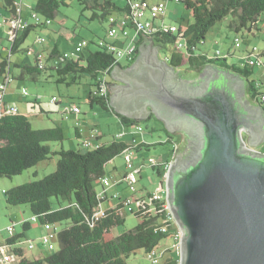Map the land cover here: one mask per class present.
Masks as SVG:
<instances>
[{"label": "trees", "instance_id": "obj_1", "mask_svg": "<svg viewBox=\"0 0 264 264\" xmlns=\"http://www.w3.org/2000/svg\"><path fill=\"white\" fill-rule=\"evenodd\" d=\"M79 1L86 4L84 9L91 11L88 20H105L113 11L120 12L121 17L131 15V0H125L122 6L114 0ZM14 2L15 0H3V7L9 14L13 12ZM63 4L62 0H35L32 10L41 17L52 20L56 18L57 10ZM183 5L185 9L190 10L193 23L187 26L176 24L178 32L174 34L157 29L147 39L148 42H152L158 49H165L164 60L176 71L181 72L183 69L184 74L187 70L193 72L194 75L188 76V79H195L208 65L240 75L246 82V98L250 102L260 103V97L264 93L259 91L257 82L249 80L253 67L247 64L248 51L246 64H228L226 58H219L215 53L206 52L200 49V45L205 44L208 31L228 16H231L229 29L234 32L257 31L261 18L264 17V0H183ZM116 21H110L109 28ZM161 23H164V18L154 22L157 26ZM39 26L24 27L18 33L10 50L5 51L6 55L0 51L1 77L10 75L11 55L19 51L28 33ZM178 40H181L182 48L178 47ZM140 42L141 39L137 45ZM27 49H24L25 55ZM233 54L234 52H227L229 56ZM57 55L59 53L51 54L50 60ZM137 55L138 50L135 58ZM262 55L260 57L264 58ZM134 60L127 66H130ZM34 62L33 65L22 66L24 75L33 78L48 67L56 74L58 83L69 85L76 82L77 77L89 76L93 82L90 85L92 88L100 81L109 85L105 77L111 74L115 66L120 65L111 53L93 42H90L89 47L83 50L77 60L70 58L56 69L45 62L43 69H40L36 58ZM69 75H72V80L67 82L66 77ZM86 101L90 106L96 104L101 110L112 113L127 127L140 124V121L114 112L110 105L109 89L105 97H92L91 90L88 91ZM150 118L153 117L147 119ZM163 130L167 133L166 142L179 148V143L173 140L165 128ZM64 140L65 134L61 127L34 129L29 119L19 112L16 115H5L0 118V178L19 175L40 162L53 156L57 157L55 170L52 173L39 180L6 190L5 203L9 206L27 205L41 225L61 223L65 225L60 231H56L57 250L34 259H29L25 250L19 246L24 233L14 234L0 241L7 245L19 246L13 250V253L20 257L15 264H126L128 256L138 250H142L147 256L154 248L162 247L161 241L170 237L171 228L175 226L174 223L165 221L167 209L164 200L145 203L137 212L132 213L138 219V223L132 229L116 236L112 235V231L124 222L121 204L106 208L104 216L98 220L92 218L95 209L104 202L98 198L94 183L106 176L105 166L128 149L139 151L144 143L127 144L113 138L111 141L101 143V146L94 150L82 149L81 142L77 150H65L62 146ZM49 142L60 143V147L51 148ZM151 169L160 178L162 171L157 167ZM141 192L147 193V198L151 194L144 188ZM109 196L107 193V199ZM164 225L165 231L162 230ZM22 228L23 231L29 229L30 223L23 222ZM170 251L167 249L161 264H179V253L167 256Z\"/></svg>", "mask_w": 264, "mask_h": 264}, {"label": "water", "instance_id": "obj_2", "mask_svg": "<svg viewBox=\"0 0 264 264\" xmlns=\"http://www.w3.org/2000/svg\"><path fill=\"white\" fill-rule=\"evenodd\" d=\"M158 52L144 41L130 66L113 68L121 86L110 87V105L117 115L152 114L168 133L188 135L165 185L182 233L179 264H264L262 106L246 99L240 75L208 65L185 80Z\"/></svg>", "mask_w": 264, "mask_h": 264}, {"label": "rangeland", "instance_id": "obj_3", "mask_svg": "<svg viewBox=\"0 0 264 264\" xmlns=\"http://www.w3.org/2000/svg\"><path fill=\"white\" fill-rule=\"evenodd\" d=\"M63 5H60L57 14L56 21L51 20V24L48 25L45 29L41 27H36L32 29L23 43L20 45L19 51L12 54L10 57V76L13 78L11 82L7 84L5 99L6 102L12 104L11 102L17 104L20 110L24 109L27 105L24 102L25 100L36 99L38 97V103L34 106L32 113L39 114V106H41L47 113L39 114L41 120L35 118H29V121L34 129L39 128H50L54 126V122H60V118L63 117L62 127L64 128L65 140L62 142V146L65 150H77L78 140L73 136V125L79 123L81 116L87 114L88 118H95L92 116L91 106L87 103L86 99L88 96V91L92 88L89 83V76H83L81 79L77 80L72 84L66 85L65 83L56 82V74L51 70L42 71L38 77H41L42 82H37L31 80L30 75H25L24 80H20L15 76H18L19 70L13 66L14 62H17L24 58V49L33 48L34 54L40 55L44 60L43 48H47L52 45L51 38H59V43L63 46L66 45V48L69 49V45L66 44L64 37H59L56 35V31L61 30L64 33L72 32L75 34L73 40L77 42L80 39H85L87 41L96 43L100 39L109 40L106 36L107 30L109 28V22L116 17L121 18L122 14L117 11H113L110 15L107 16L105 20H88L91 15L89 9H84V3H80L79 0H62ZM118 5L122 6L125 4V0H114ZM148 3L153 4L161 2L165 4V16L164 24L166 26L171 24H181L187 26L188 24L193 23V18L191 16L190 10L184 8L183 0L180 2H175L174 0H146ZM35 0H24L23 4L26 8L23 9L24 19L30 25H34L33 21L30 18V8L33 7ZM28 5V7H27ZM9 16V12L6 8L3 7V0H0V20L4 17ZM231 16L226 17L225 19L217 22L207 33L205 44L200 45V49H206L207 52L215 53L217 50L219 52V58H226L228 64H246V52L252 51L255 49L256 52L262 54L264 57V21L260 22L259 26L262 28V32L253 31L252 34L246 31L234 32L229 29V23ZM60 21L64 22L61 23ZM157 21V20H156ZM154 21V22H156ZM130 38L126 39L124 46L118 45L123 48L131 43V39L134 37V30L130 28L128 30ZM5 33L0 31V38H4ZM43 39V43L36 42L37 38ZM239 38L240 47L234 51L233 56L227 55V52L231 49L233 45L234 38ZM118 38L121 40L124 39V34L119 30ZM6 47V42H4ZM93 47V46H91ZM74 48V47H72ZM71 48V50H72ZM164 48L159 49L158 58L164 60ZM73 51V50H72ZM72 51H67L72 53ZM5 52V51H4ZM6 55V53H4ZM244 58H241L243 57ZM255 59L254 57H252ZM32 59V58H31ZM264 61V58H262ZM120 66H127L125 59L119 61ZM188 71V70H187ZM184 70H181V75L183 79H188V76H193L194 73L190 72L187 75L183 73ZM50 75L49 77H46ZM46 77V78H45ZM249 80H253L258 83V89L260 92L264 93V65L262 67H254L253 73L250 76ZM105 81L108 84H112V79L109 76L105 77ZM2 82V77L0 76V83ZM23 87L26 89L28 96L23 98L20 95V88ZM111 93V91H110ZM112 95V94H111ZM56 97L60 103L52 104L50 99ZM76 104L80 107L81 112L78 116L70 115L66 110L70 107V104ZM264 105V103H263ZM93 108L99 113H103V110L96 104L93 105ZM104 115V114H102ZM79 119V120H78ZM101 121V131L105 133L102 137L103 140H112L113 136L117 133L118 128L115 126L112 118H108L104 115V118H99ZM78 120V121H77ZM85 130L88 129L84 125ZM140 126L142 131H136L130 128H126L129 132H132L133 138L135 140L134 145L137 143H144V146L139 150L135 151L130 149V159L133 163L134 168L141 167V164L147 163V159L154 158L157 162H161L164 159L170 160L172 157L171 143L166 142L168 140L167 133L163 130L164 124L159 122L154 118L145 119L140 121ZM97 128V127H96ZM98 129V128H97ZM87 133V134H86ZM176 133V134H175ZM170 133L173 140H176L179 143V150L183 151L186 146V140L183 135L178 134V132ZM86 134V135H85ZM87 137L88 131L84 133ZM124 139V138H120ZM182 143V144H181ZM60 143L49 142L48 145L51 148L58 149ZM257 151L264 153V144H260L257 148ZM57 157H51L48 160L40 162L36 166L29 168L23 171L19 175L12 176L10 178L1 177L0 178V241H4L10 237V234L7 232L8 226L14 227L15 234L24 233V237L21 238L19 246L23 248L26 252V256L29 259L37 258L41 255L49 254L57 250L56 239L52 240L54 247L52 250H47L46 247H43L40 244V236L43 234L42 225L39 223L36 217H34L27 205L19 206H9L5 203V194L4 192L12 187L39 180L44 176L52 173L55 170ZM143 172L140 179L134 185V188L137 191V194H140L141 190L144 188L149 192L163 193V188L160 184V178L156 172L151 169L149 166H144L142 168ZM106 176L108 178L109 187L107 188L108 195H111L112 192H116L120 195L121 198L129 197L132 192L130 188L126 185L125 182H122L118 185H113L112 183L117 180H122L124 174L128 172L126 169L125 155L121 154L116 156L111 162L105 166ZM138 179V176H137ZM164 187V186H163ZM94 188L98 194L102 191L103 187L99 181L94 183ZM106 203V202H105ZM102 203V208L105 209L107 203ZM124 222L119 225L112 231V235L116 236L122 232L132 229L137 223L138 219L134 217L133 214L123 213ZM29 222L30 228L23 231L22 223ZM56 231H60L65 225L64 223L53 225ZM176 229L175 226H172L171 231ZM32 242L34 248L32 250H27L28 243ZM162 247L169 249V255L178 254L180 251L177 250L176 243L172 238H167L161 241L160 244ZM163 259L160 260L161 264ZM126 264H151L148 260L146 254L142 250H138L128 256L126 259Z\"/></svg>", "mask_w": 264, "mask_h": 264}, {"label": "built area", "instance_id": "obj_4", "mask_svg": "<svg viewBox=\"0 0 264 264\" xmlns=\"http://www.w3.org/2000/svg\"><path fill=\"white\" fill-rule=\"evenodd\" d=\"M24 0H15L14 2V8L13 12L9 14L6 18H2L0 20V31L5 33L4 38H0V51H7L10 50L12 43L17 38L18 33L21 32L24 27L30 25L26 19H24L23 16V9L26 8L23 4ZM175 2H180L181 0H174ZM28 7V5H27ZM30 8V18L33 21L34 25H40V26H48L51 24V19H46L41 17L39 14L34 12L32 10V7ZM130 8H131V15L121 17L118 19L113 26L108 28L106 36L109 38V40L106 39H100L96 42V45L104 50H106L108 53H111L117 63L121 59H125L127 64L130 63L135 59V56L137 54V44L140 39H149L150 35L154 33L157 29H160L164 32L168 33H177L178 32V26L176 24H171L166 26L164 23H161L160 25H155L154 20H159L164 18L165 16V4L161 2L150 4L146 0H131L130 2ZM127 27H131L135 34L134 37L131 39V43L123 48L119 47L116 44V39L118 38V32L123 31ZM4 42H6V47L4 46ZM36 42L43 43V39L37 38ZM90 42L85 39H80L79 42L74 45L73 52L72 53H61L57 55L55 58L51 61V66L53 68H58L60 65L67 62L68 59L73 58L74 60H77L80 56V54L83 52V50L87 47H89ZM177 45L179 48L183 47V44L181 40L177 41ZM240 47V41L239 38L235 37L233 40V45L229 52L233 53L236 51L237 48ZM249 56L247 58V64L251 67H262L264 61L261 59V54L256 52L255 49H252V51L248 52ZM215 54L218 56L219 52L218 50L215 52ZM26 55L28 57L33 55V49L28 48ZM254 57L255 59H253ZM38 67L40 69H43L44 62L41 57H36ZM12 77L9 74H6L2 77V82L0 83V118H2L5 115H16L19 111L16 106L10 105L9 103L4 101V95L6 93V87L9 82L12 81ZM108 93V85L100 81L98 82V85L96 87L91 88V95L92 97H105ZM21 96L23 98H26L28 96V93L26 89L22 88L20 92ZM38 101V97L35 99ZM260 105L262 106L263 113H264V95L260 97ZM50 102L52 104L60 103V101L56 97H52L50 99ZM66 112L73 116H78L81 113V109L78 105L72 103L70 104V107L66 110ZM128 128L136 131H142V127L140 124L138 125H131L128 126ZM131 132V133H132ZM125 135V133H118L113 136L114 139L119 140ZM100 132L97 130L96 127L92 128L90 131V134L88 137L81 140V148L86 150H94L101 146V140H100ZM133 142V141H132ZM264 144V141L262 142ZM257 150V149H256ZM179 148L176 145L172 146V157L170 160H162L161 162H157L156 159L150 158L147 159V163L141 164V167L134 168L133 163L130 159V149L125 151L123 154L125 155V161H126V169H128V172L124 174V177L122 180L114 181L113 185H118L122 182H125L126 185L130 188L132 194L129 197L121 198L120 195L116 192H113L109 199L115 203V205L121 204L123 206V212L126 213H135L138 211L139 208H142L143 205L147 202H166V181L168 177V170L172 164V162L175 159V155L178 153ZM144 166H149L150 168L157 167L162 171V175L160 176V184L163 188V193H157V192H151L149 198H147V193L140 192V194H137L136 189L134 188V185L137 183L138 178L141 177V174L143 172L142 168ZM103 189L98 194V198L100 201H105L107 199V188L110 186L108 183L107 177H102L98 180ZM164 186V187H163ZM115 205L113 207H115ZM166 222L174 223L176 229L170 233V238H172L175 243L177 250L180 248V241H181V235L180 229L176 225L173 215L168 209V205L166 202ZM105 209L102 208L101 205L97 207L92 215L93 220H98L102 216H104ZM166 226L164 225L162 230L165 231ZM7 232L10 234V236L14 235V227L8 226ZM43 234L40 236V244L43 247H46L47 250H52L54 247V244L52 243V240L56 237V230L54 229V226L51 224H45L42 225ZM15 247H19L18 245H7L4 242L0 243V264H15L20 257L15 255L13 253V250ZM27 250H32L34 248V245L32 242L28 243ZM167 249L163 247H157L154 248L150 253L147 254L148 260H150L151 264H159L160 260L163 259V257L166 254Z\"/></svg>", "mask_w": 264, "mask_h": 264}, {"label": "crops", "instance_id": "obj_5", "mask_svg": "<svg viewBox=\"0 0 264 264\" xmlns=\"http://www.w3.org/2000/svg\"><path fill=\"white\" fill-rule=\"evenodd\" d=\"M118 18L119 17H116L115 19H113V20H111V21H116V20H118ZM53 20H55L54 21V24H56L57 23V21H56V18H54ZM262 21H264V17H262L261 18V22ZM61 23H64V22H62V21H60ZM47 27V26H46ZM46 27H42L41 26V29H45ZM128 30H130V29H124L122 32H123V34H124V39H122L121 40V38L119 39V38H117L116 39V42H117V44L118 45H121V46H124L123 44L125 43V41H126V39H129L130 38V35H129V32H128ZM232 30V29H231ZM258 32H262V28H261V26H258V30H257ZM56 33V35L57 36H59V37H64V40L66 41V44H68L69 45V49H67L66 48V45H62L61 43H59V38H51V41H52V45L51 46H48L47 48H43L44 50H43V53H44V59H45V63H48V65H50L51 64V61H52V59L50 60V55L51 54H56V53H59V54H61V53H64V52H67V51H72L73 50V48L72 47H74V45H76L78 42H79V40L77 41V42H75L74 40H73V37L75 36V34L74 33H72V32H69V33H64V32H62L61 30H59V31H56L55 32ZM252 34V33H251ZM144 41H148L147 39H141V42H140V44L139 45H137V49H138V53H139V46L144 42ZM71 48H72V50H71ZM33 49V48H32ZM91 49V48H90ZM204 51H206V49H203ZM207 52V51H206ZM3 53H5L4 52V50H3ZM68 53V52H67ZM263 54V53H262ZM36 57H40V55H36V54H34V51H33V55L32 56H30V57H27L25 54H24V58H22L21 60H19V61H17V62H14L13 63V66L14 67H16L18 70H19V74H18V76H15L16 78H18V79H20V80H24L25 79V75H24V73L22 72V66H24V65H33L35 62V58ZM32 58V59H31ZM241 58H244V57H241ZM47 65V64H46ZM126 67V66H125ZM124 67V68H125ZM45 70H51V69H49L48 67H46V69ZM51 71H53V70H51ZM54 72V71H53ZM179 72V71H178ZM191 71H186V75L188 74V73H190ZM10 73H11V71H10ZM181 72H179V74H180ZM50 75H48V76H46V77H49ZM181 76V75H180ZM45 77V78H46ZM83 76H80V77H77L76 79L77 80H79V79H81ZM109 77L111 78V76L109 75ZM182 77V76H181ZM182 78H184V77H182ZM57 79V78H56ZM31 80H33V82L34 81H37V82H42V80H44V79H42L41 77H38L37 75L35 76V77H33V78H31ZM72 80V75H69V76H67L66 77V81L67 82H69V81H71ZM77 80H76V82H77ZM93 82L90 80V78H89V85H91ZM110 84L108 85V89H109V93H110ZM23 87H21L20 88V92H21V89H22ZM91 90V88L89 89V91ZM21 95V94H20ZM110 96H111V93H110ZM4 101L6 102V99H5V96H4ZM24 102L26 103V107L24 108V109H22V110H20L19 108H18V106H17V104H15V103H13V102H11L12 104H10V105H13V106H16L17 108H18V111H19V113L20 114H23V115H25L28 119L29 118H35V119H37V120H41V117H39V114H46L47 112L41 107V106H39V114H37V113H32V112H29V111H33V110H30V109H34V106L36 105V104H39L36 100H34V99H30V100H25L24 99ZM8 103V102H7ZM91 110H92V116H95V118H91V117H89L88 118V116H87V114H84V116L82 117L81 116V119H80V122L79 123H75L74 125H73V127H72V129H73V136H74V138L75 139H77L78 140V145H79V143L81 142V140L82 139H84V138H86V134L84 135V133L86 132V130L88 131V134H90V131H91V129L92 128H94V127H97L98 129V131L100 132V134H101V136H100V140H101V142L102 143H106V142H108V141H111V140H103V136L105 135V133L103 132V131H101V130H99V129H101V123H100V119L99 118H104V115L105 116H107L109 119L110 118H112V120L113 121H111V122H114V124H115V126L118 128V130H117V133L116 134H118V133H125V135L122 137V138H124V139H119L120 141H124L125 143H127V144H131V142L132 143H135V140H134V138H133V135H132V133L131 132H129V130L127 131L126 130V128H128L126 125H123L121 122H120V120L115 116V115H113L112 113H109V112H105V111H103V113H99L98 111H96L94 108H93V106H91ZM82 113V112H81ZM102 114H104V115H102ZM79 120V119H78ZM77 120V121H78ZM62 121H63V117H61L60 118V122H57V121H55L54 122V126H52V127H56V126H58V127H61L62 129H63V131H64V128L61 126L62 124ZM84 125H86L87 127H88V129H86L85 130V126ZM39 129H41V128H39ZM65 134V133H64ZM87 137H88V135H87ZM138 144V143H137ZM262 144V143H261ZM57 149V148H56ZM108 193V192H107ZM113 193V192H112ZM109 194V193H108ZM107 203V206L105 207V209L106 208H109V207H111V206H113V205H115L114 204V202H112L110 199H107L106 201H104V203ZM105 203V204H106Z\"/></svg>", "mask_w": 264, "mask_h": 264}, {"label": "flooded vegetation", "instance_id": "obj_6", "mask_svg": "<svg viewBox=\"0 0 264 264\" xmlns=\"http://www.w3.org/2000/svg\"><path fill=\"white\" fill-rule=\"evenodd\" d=\"M111 86L112 85H118V86H121V83H119V82H117V81H114V80H112V84H110ZM110 86V87H111ZM245 97H246V95H245ZM247 99V98H246ZM251 104L253 105V106H255V107H261V105H260V103H257V102H251ZM150 116H152L153 117V115L152 114H150L148 117H150ZM154 118V117H153ZM160 122V121H159ZM162 123V122H161ZM163 124V123H162ZM182 126H184V125H182ZM176 134V133H175ZM178 134H181V135H183V137L185 138V140H187V142H186V145H187V143H188V135H186L185 133H183V132H178ZM181 153L183 152V151H180Z\"/></svg>", "mask_w": 264, "mask_h": 264}]
</instances>
